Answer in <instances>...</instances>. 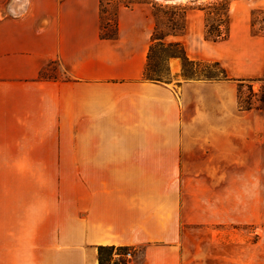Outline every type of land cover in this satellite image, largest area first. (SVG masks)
<instances>
[{"label":"crops","instance_id":"0c3cea01","mask_svg":"<svg viewBox=\"0 0 264 264\" xmlns=\"http://www.w3.org/2000/svg\"><path fill=\"white\" fill-rule=\"evenodd\" d=\"M7 12L0 264H99V246L141 249L143 264H184L182 172L236 145L231 83L249 77L213 55L230 53L238 35L264 38V26L232 25L229 5L227 38L207 42L205 14L190 21L188 12L183 32L164 41L190 61L218 63L226 77L161 83L143 77L155 29L147 3L118 7L112 38L101 36L100 0H12ZM46 62L65 77H44Z\"/></svg>","mask_w":264,"mask_h":264},{"label":"rangeland","instance_id":"374dc122","mask_svg":"<svg viewBox=\"0 0 264 264\" xmlns=\"http://www.w3.org/2000/svg\"><path fill=\"white\" fill-rule=\"evenodd\" d=\"M11 1L0 0V21L8 16L7 5ZM180 1L100 0L101 36L114 35L118 7L137 3L149 4L160 35H180L188 12L190 21L200 19L197 10L203 11L208 24L216 28L214 33L218 30L225 35L227 5L228 9L229 5L235 8L231 21L232 25L238 24L239 29L246 28L251 21L255 25L254 32L262 31L264 26V0ZM253 31L249 32L254 34ZM204 39L212 42L205 34ZM156 51L152 69L157 71L161 81H218L206 80V76L218 75V72L204 62L185 64L183 69L181 60L170 56L178 54V48ZM213 57L229 64L230 73L249 77L231 83L237 91V121L231 128L236 145L227 151V147H219L221 150L215 147L213 156L207 158L206 163H200L201 169L182 172L184 264H264V64L262 72L255 75L256 68L264 61V38L238 35L230 53L224 50L222 55L216 53ZM42 70L44 77H65L56 62H46ZM252 74L255 76L251 77ZM192 108L189 104L186 114H191ZM225 115V112L217 113V116ZM128 251L131 259L113 252L114 261L106 264H143L141 249L129 248Z\"/></svg>","mask_w":264,"mask_h":264},{"label":"trees","instance_id":"16d2710c","mask_svg":"<svg viewBox=\"0 0 264 264\" xmlns=\"http://www.w3.org/2000/svg\"><path fill=\"white\" fill-rule=\"evenodd\" d=\"M227 10H228V5H227ZM228 14V12H227ZM226 14V24H227V30H228V16ZM215 27L212 25L208 24L206 18H205V38L207 40H211L213 42L216 41H222L227 38L228 31L225 33V35H221V32L217 30V32L214 33ZM115 35V33H114ZM108 36L109 38L114 37ZM168 36H176L174 34H164L160 35L157 33V26L155 25L154 32L151 37L152 44L149 47V51L147 54V63L144 69L143 77L147 81L151 82H161V83H167L164 81H161L160 76L158 75L157 71L152 69V64L154 62V59L156 57V49L160 48L162 50H168L171 48H178L179 53L178 54H171V57H178L181 60L183 69L185 67V64H191V65H196V62L188 60L185 55L184 51L179 43H166L164 40ZM205 64L211 65L213 68L216 69L218 72V75H213V76H206V80H223L225 79V72L224 70L220 67V65L216 62L209 63V62H204ZM220 76V77H219ZM129 250L128 247H114V246H99L97 247V255H98V262L99 264H106L107 262H113V252H118L119 255H123L125 252Z\"/></svg>","mask_w":264,"mask_h":264},{"label":"built area","instance_id":"2783aa9c","mask_svg":"<svg viewBox=\"0 0 264 264\" xmlns=\"http://www.w3.org/2000/svg\"><path fill=\"white\" fill-rule=\"evenodd\" d=\"M122 256H123L125 259H131V258H132V254H131L130 251L125 252Z\"/></svg>","mask_w":264,"mask_h":264},{"label":"bare ground","instance_id":"6f19581e","mask_svg":"<svg viewBox=\"0 0 264 264\" xmlns=\"http://www.w3.org/2000/svg\"><path fill=\"white\" fill-rule=\"evenodd\" d=\"M157 1H159V2H162V0H157ZM180 0H165V1H163V2H167V3H176V2H179ZM181 2V1H180Z\"/></svg>","mask_w":264,"mask_h":264},{"label":"water","instance_id":"95a60500","mask_svg":"<svg viewBox=\"0 0 264 264\" xmlns=\"http://www.w3.org/2000/svg\"><path fill=\"white\" fill-rule=\"evenodd\" d=\"M162 1H165V0H162Z\"/></svg>","mask_w":264,"mask_h":264}]
</instances>
